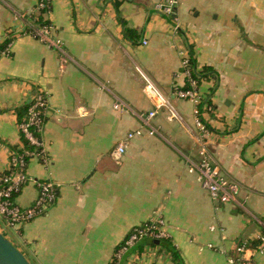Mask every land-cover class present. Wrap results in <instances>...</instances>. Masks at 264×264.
<instances>
[{"label": "crops", "instance_id": "crops-1", "mask_svg": "<svg viewBox=\"0 0 264 264\" xmlns=\"http://www.w3.org/2000/svg\"><path fill=\"white\" fill-rule=\"evenodd\" d=\"M160 1L49 0L41 15L39 0H0V45L11 39L10 55H0V173L23 148L20 109L40 91L48 98L39 132L47 161L28 160L34 181L15 197L28 207L36 181L58 189L54 203L14 230L31 264H111L130 230L158 216L178 260L145 236L116 264H230L243 243V256L264 264L255 251L264 234V0H178L176 30L156 8ZM39 18L50 22L61 50L27 34ZM181 48L196 71L209 68L198 79L213 107L203 115L202 142L222 175L238 183L243 206L212 200L188 171L184 155L197 156L193 104L172 97L185 83ZM143 76L176 114L168 120L169 110L158 109L154 134L136 115L153 109ZM116 100L129 109H115ZM138 128L142 134L128 139ZM119 143L125 151L113 155Z\"/></svg>", "mask_w": 264, "mask_h": 264}, {"label": "built area", "instance_id": "built-area-1", "mask_svg": "<svg viewBox=\"0 0 264 264\" xmlns=\"http://www.w3.org/2000/svg\"><path fill=\"white\" fill-rule=\"evenodd\" d=\"M177 6L178 0H162L156 4V8L175 23V30L179 27L177 23L178 18L176 16ZM36 10L43 14L49 13V0H39ZM45 20L47 22L39 26L28 25L27 34L40 41L48 42L61 50L63 45L62 40L59 38L54 40L50 39L53 33V27L47 19ZM9 46L10 44H7L6 47L0 49V55L9 56ZM178 55L180 57V73L184 76L185 83L184 85L174 86L172 97L192 102L194 125L197 129V133L192 134L194 145L197 146V156L196 158H192L184 155L187 161L188 171L196 173L198 181L208 192L212 200L221 203L235 202L243 206L237 199L240 190L238 183L222 175L219 167L211 159L207 147L202 142V138L208 134V128L203 119V115L211 113L213 107L200 93L199 80L193 74L195 67L193 65L192 55L186 48L179 49ZM143 77L145 79L143 91L153 104V109L147 112H137L136 115L143 125L149 127L150 134H154L158 133V131L150 125V120L156 115L158 109L165 107L169 110L170 114L167 117L168 120L174 119L176 114L170 104V98L163 95L147 77ZM47 105V95L44 92H38L34 96L32 104L28 109L27 121L19 125V130L23 132L26 139L30 144L34 145L35 148L32 150L24 149L22 152H12L7 169L0 173V223H4L8 228L14 230L16 226L31 221L42 214L46 207L54 203L57 198L58 189L56 183L51 180H44L36 181L38 193L31 205L22 207L15 201V195L20 192L24 184L30 180L34 181L27 173L28 158L40 159L43 162L47 161L42 142L34 132L31 131V128H34L35 131L41 132ZM125 107L129 109L119 100H116L114 103L115 109H123ZM141 134L142 128H138L128 133L126 136L130 139L135 135ZM124 151L125 145L119 143L115 149H113L112 154L120 155L124 153ZM214 228L215 227H211V229ZM145 236H150L154 239L169 237L162 217L158 216L144 224L133 227L128 236L113 252L111 262L116 264L130 247ZM206 246L208 248H214L211 243ZM246 248L247 245L245 243L238 245L236 251L239 253V256L236 259L230 258L229 263L235 264L234 260H236V264H254L250 259L243 256ZM255 251L259 254H264V234L258 237V244Z\"/></svg>", "mask_w": 264, "mask_h": 264}, {"label": "trees", "instance_id": "trees-1", "mask_svg": "<svg viewBox=\"0 0 264 264\" xmlns=\"http://www.w3.org/2000/svg\"><path fill=\"white\" fill-rule=\"evenodd\" d=\"M40 14L42 15L43 13L40 12ZM40 15V16H41ZM47 21L46 20H43L41 18H39L38 20H36V22L33 24V26H39V25H42L43 23H46ZM128 37L131 39V40H135V36H133L132 34L128 35ZM11 41L10 38H8L4 44L0 45V49L4 48L7 46V44ZM195 67V66H194ZM209 72V68H204L200 71H194L193 74L194 76H196L198 79L200 78H203V77H206L208 75ZM32 104V101L29 102L27 105L23 106L19 113H18V117H19V125L22 123V122H25L27 121V114H28V109L30 107V105ZM43 124H44V121H45V116L43 117ZM31 131L34 132V134L39 138L40 140V137H39V132L38 131H35L34 128H31ZM20 139H21V143H22V146L23 148L19 149L17 152H22L24 149L25 150H32L35 148L34 145L30 144V142L26 139L25 135L23 134V132L20 130ZM29 160V158H28ZM17 195V194H16ZM15 195V196H16ZM20 226L21 225H18L16 226L15 230L17 232H19L20 230ZM168 238H163V239H159L160 240V244H162L163 246H166L167 249L171 252L172 256L178 260V254H177V251L175 250L174 246H170L169 245V242L167 241ZM111 264H114L113 262H111Z\"/></svg>", "mask_w": 264, "mask_h": 264}, {"label": "water", "instance_id": "water-1", "mask_svg": "<svg viewBox=\"0 0 264 264\" xmlns=\"http://www.w3.org/2000/svg\"><path fill=\"white\" fill-rule=\"evenodd\" d=\"M12 229V228H9ZM14 230V229H13ZM156 243L159 240H155ZM0 264H31L27 257L0 232Z\"/></svg>", "mask_w": 264, "mask_h": 264}, {"label": "rangeland", "instance_id": "rangeland-1", "mask_svg": "<svg viewBox=\"0 0 264 264\" xmlns=\"http://www.w3.org/2000/svg\"><path fill=\"white\" fill-rule=\"evenodd\" d=\"M0 230L4 232L6 238H8L12 242V244L15 246L16 233L14 232V230L13 229L4 230L1 224H0Z\"/></svg>", "mask_w": 264, "mask_h": 264}]
</instances>
